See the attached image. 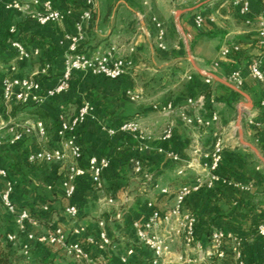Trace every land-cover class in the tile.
Masks as SVG:
<instances>
[{"label": "crops", "instance_id": "1", "mask_svg": "<svg viewBox=\"0 0 264 264\" xmlns=\"http://www.w3.org/2000/svg\"><path fill=\"white\" fill-rule=\"evenodd\" d=\"M10 1L0 0V111L4 113L0 123V167H5L15 182L12 198L17 209L28 211L36 221L29 230L42 235L62 228L68 241L80 239L87 244L89 236L98 234V221L107 218L106 230L112 243L106 249L89 243L92 263L125 264L121 256L134 242L132 223L144 220L147 203L152 201L168 211L183 185H194L202 179L203 188L191 193L185 203L195 216L200 238L207 243L214 230L232 232L235 240L228 245L230 257L222 261L236 264L233 248L237 246L248 264H264V236L258 234L259 225L264 223V125L256 128L246 117L244 124L239 125L240 107L247 99L227 84H234L230 76L239 71L243 79L239 88L253 102L252 108L247 107V117L263 121L264 81L251 74L254 61H261L264 67L257 23L247 24L230 0H150L149 5L143 0H95L90 18L85 17L84 0H48L66 16L61 22L46 24L38 20V6L30 5L25 10L8 8ZM263 2L251 0L255 15L261 12ZM179 10L184 12L178 15ZM199 12L206 16L201 29L194 23ZM157 21L166 32L165 48L159 46ZM78 25L82 26L81 31ZM78 34L82 37L80 51L93 54L116 46L117 56L131 55L134 65L129 73L112 80L76 71L70 89L43 104L21 105L15 97L4 100L6 77L37 76L42 79L44 90L55 87L72 43L67 36ZM15 40L39 47L40 54L18 57L12 46ZM234 45L239 49L222 54L224 47ZM47 63L51 70L44 74ZM14 65L16 70L12 69ZM207 73L213 75L210 81ZM129 92L139 94L140 99H132ZM202 95L205 100L200 104ZM170 102V111L158 108ZM86 104L91 109L75 133L82 147L78 164L85 166L93 156L109 159L103 175L105 192L97 191L91 175L86 173L78 178L75 194L67 197L65 182L74 159L58 133L59 118L70 121ZM35 109L48 116L46 134L36 132L15 145L7 144L5 139L13 134V123H24L36 116ZM214 114L219 119L208 128L183 120L185 115L211 118ZM129 120L139 124L145 139L130 132L110 134V129H118ZM169 125L174 133L165 138ZM218 139L223 144L220 180L208 187L207 170ZM54 147L68 153L64 163L33 166L26 159L29 153ZM136 159L142 161V173L134 169ZM69 205L78 209L80 221L67 212ZM75 224L86 228L82 237L72 234ZM0 226L4 234L15 229L21 237H27L19 229L15 215L1 203ZM37 243L34 261L24 255L23 245L27 243L15 247L14 260L35 263L43 259H73L60 245ZM184 249L183 241L176 239L164 264H179ZM149 256V251L138 247L128 264L145 261Z\"/></svg>", "mask_w": 264, "mask_h": 264}, {"label": "built area", "instance_id": "2", "mask_svg": "<svg viewBox=\"0 0 264 264\" xmlns=\"http://www.w3.org/2000/svg\"><path fill=\"white\" fill-rule=\"evenodd\" d=\"M87 6L85 17L90 18L94 14L95 0H84ZM150 0H143L145 5H149ZM232 4L236 6L239 13L244 18L247 24L257 23L258 26V41L264 48V2L262 3L261 12L257 15L254 14L251 6V0H232ZM30 5L38 6L41 11L37 15L38 20L42 24L50 22H61L64 20L66 13L57 9L48 0H12L6 4L8 8H15L25 10ZM156 20V19H155ZM206 22L204 13L199 12L194 17L196 27L203 28ZM158 26V41L161 48H165V29L161 22L157 21ZM78 30H82V26L78 25ZM72 43L69 51L65 55L64 69L57 85L51 89L44 90L42 79L37 76L32 77H6L3 81L4 87V100L7 101L15 97L17 101L23 104L34 103L36 105L43 104L47 99L58 94L68 91L71 87V81L76 71H88L97 76L107 79H119L127 75L134 65V59L130 56H117L116 46H110L105 51H99L89 54L79 50V42L81 35H68ZM12 46L16 50L18 57L31 58L38 56L41 49L39 47H28L20 40L12 42ZM238 46H226L222 49L223 55L230 54L233 50H238ZM131 53L134 48H131ZM16 70V66H12ZM51 70V65L46 64L43 73L47 74ZM251 74L255 79L264 81V67L261 61H254L251 65ZM207 80L212 79V75L206 74ZM230 81L236 86L243 85V79L239 71L234 72L230 76ZM134 100L140 99L139 94L132 92L128 93ZM205 96L202 95L198 99V103H203ZM193 102V99H190ZM264 106V101H262ZM162 111H170L173 108L172 102L159 106ZM91 107L86 104L79 110V113L70 121L65 120L62 116L59 118L58 133L64 140V143L69 149L70 155L73 157L74 162L70 166V174L68 180L65 182V194L67 197H72L76 192L77 180L79 177L89 173L92 177L94 188L97 191H103L104 172L109 167L110 161L106 157L93 156L88 159L85 166H80L78 160L82 157V147L76 141V129L81 125ZM240 112L243 117H246L249 124L256 128L264 125L263 121L256 120L253 116L247 117V107L241 105ZM219 116L214 114L211 118H205L200 115H185L183 120L186 124L198 125L200 127L208 128L218 121ZM4 121V113L0 111V123ZM13 134L7 139V144L15 145L19 143L26 135L39 133L46 134L44 122L41 119L30 118L24 123L14 122L12 127ZM130 132L137 134L140 139H145L146 134L140 129L139 124L135 121L129 120L122 123L118 129H110V134L115 135L117 132ZM173 126L169 125L165 131V138L173 136ZM223 144L221 139H218L215 150L211 155L207 176L209 181L208 187H212L215 181L220 180L218 170L222 159ZM68 153L61 147L42 148L37 152L28 154V161L35 164L43 163H64L67 160ZM134 169L136 173L143 172V164L140 159L134 160ZM183 171H180L182 173ZM204 183L202 179H198L194 185H183L176 194L175 204L168 211L159 209L154 202L147 203V213L144 220H136L132 223L134 230V242L127 246L125 253L121 256V261L125 264L130 263L131 259L135 256L138 247L149 251L150 256L146 257L145 261H137L136 264H164V259L171 252L173 242L176 239H181L185 245L184 251L179 255V264H213L216 260H224L230 257V250L228 249L229 242L235 240L232 232L226 230L212 231L205 243L197 234L196 219L194 214L186 209L185 203L187 197L194 191L202 189ZM15 188V182L9 177V172L5 167H0V203L15 215L17 225L21 231L27 233L30 242L36 240L41 243H51L62 246L67 255L75 261L83 262L85 264H92L89 243L96 245L99 249H106L111 245L112 240L106 230V221L99 220V231L96 236H89L82 242L80 239L75 241H68L67 235L62 228H54L51 232L44 233L40 236L32 233L29 226L36 221L33 220L31 214L26 210L19 211L13 201L12 194ZM167 192V189H163ZM113 201V199H110ZM49 208L46 206L45 210ZM67 212L74 217H78L79 211L73 206L67 207ZM86 228L81 224H75L72 229V234L77 237H82ZM258 234L264 236V223L258 227ZM8 243L15 244L17 234L9 232L6 234ZM29 244H25L23 252L25 255L29 254ZM234 258L236 264H248L244 259L238 247L233 248ZM143 259V256H140Z\"/></svg>", "mask_w": 264, "mask_h": 264}, {"label": "trees", "instance_id": "3", "mask_svg": "<svg viewBox=\"0 0 264 264\" xmlns=\"http://www.w3.org/2000/svg\"><path fill=\"white\" fill-rule=\"evenodd\" d=\"M35 115H36V119H41L44 122L46 131L48 128V123H47V114L42 111L41 109H35ZM21 142V141H20ZM28 160V155L27 158ZM29 164L31 165H41V164H35V163H31L30 161H28ZM196 231L198 236L200 237V233L196 227ZM11 243H8L6 240V234H4L1 230V226H0V264H85L83 262H79V261H57L56 259H43V260H39L38 262H30V261H26L23 263H17L14 260V253H13V248H12ZM93 264V263H92ZM98 264H104V263H98ZM149 264V263H147Z\"/></svg>", "mask_w": 264, "mask_h": 264}, {"label": "rangeland", "instance_id": "4", "mask_svg": "<svg viewBox=\"0 0 264 264\" xmlns=\"http://www.w3.org/2000/svg\"><path fill=\"white\" fill-rule=\"evenodd\" d=\"M231 2H232V0H230ZM29 47V46H28ZM242 105H245V103H243ZM241 113V112H240ZM240 116H241V124L243 125L244 124V121H243V116L240 114ZM36 116H34V117H32L33 119L35 118ZM7 119H9V118H7ZM9 137H7L6 139H5V141H6V143H7V139H8ZM105 189V188H104ZM103 192H105V191H103ZM105 221H106V226H107V223H108V219L107 218H103ZM102 219V220H103ZM76 220H78V221H80V219L79 218H76ZM77 221V222H78ZM76 222V221H75ZM74 222V223H75ZM78 223H80V222H78ZM15 232L16 234H17V240H16V243L15 244H13L12 245V248H13V251H15V253L17 252L16 250H15V247L17 246V247H19V245H20V243H27V244H29V254L28 255H25L26 257H30L32 260L31 261H34V258H35V251H36V249L39 247L38 246V243H37V241L36 240H34V242H30L29 240H28V238L27 237H21L20 235H19V233H17V231L14 229V230H12V231H10V232ZM9 233V232H8ZM7 234V233H6ZM37 236H40V235H38V234H36ZM24 246V245H23ZM72 261H75L74 259H72ZM219 260H216V261H214V263L213 264H217V262H218ZM220 262H222V264H235V262L234 261H222V260H220ZM134 264H136V262L134 263Z\"/></svg>", "mask_w": 264, "mask_h": 264}, {"label": "water", "instance_id": "5", "mask_svg": "<svg viewBox=\"0 0 264 264\" xmlns=\"http://www.w3.org/2000/svg\"><path fill=\"white\" fill-rule=\"evenodd\" d=\"M200 6V5H199ZM196 7L192 8V9H195ZM192 9H188V10H192ZM184 12V10H179L177 12L178 15L182 14ZM213 76V75H212ZM229 86H231L234 90H236L237 92H239L240 94H242L246 99H247V103H245V106L246 107H250L252 108L253 107V102H252V99L250 97L249 94H247L245 91H243L242 89H240L238 86L232 84V83H227ZM240 120H241V117L239 119V125H240ZM241 133H242V130H241ZM251 145V144H250ZM251 147L257 151V148L252 146Z\"/></svg>", "mask_w": 264, "mask_h": 264}]
</instances>
